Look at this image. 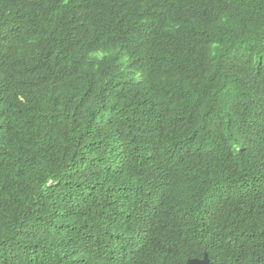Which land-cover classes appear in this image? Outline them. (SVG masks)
I'll return each mask as SVG.
<instances>
[{"label": "trees", "instance_id": "trees-1", "mask_svg": "<svg viewBox=\"0 0 264 264\" xmlns=\"http://www.w3.org/2000/svg\"><path fill=\"white\" fill-rule=\"evenodd\" d=\"M264 264V0H0V264Z\"/></svg>", "mask_w": 264, "mask_h": 264}, {"label": "water", "instance_id": "water-1", "mask_svg": "<svg viewBox=\"0 0 264 264\" xmlns=\"http://www.w3.org/2000/svg\"><path fill=\"white\" fill-rule=\"evenodd\" d=\"M211 259L208 255V253H205V256L203 258H189L187 260V264H210Z\"/></svg>", "mask_w": 264, "mask_h": 264}, {"label": "clouds", "instance_id": "clouds-1", "mask_svg": "<svg viewBox=\"0 0 264 264\" xmlns=\"http://www.w3.org/2000/svg\"><path fill=\"white\" fill-rule=\"evenodd\" d=\"M209 255V254H208ZM193 258H196V257H193ZM197 258H200V257H197ZM201 258H203V257H201Z\"/></svg>", "mask_w": 264, "mask_h": 264}]
</instances>
